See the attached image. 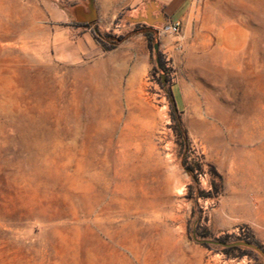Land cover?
<instances>
[{"label":"rangeland","instance_id":"1","mask_svg":"<svg viewBox=\"0 0 264 264\" xmlns=\"http://www.w3.org/2000/svg\"><path fill=\"white\" fill-rule=\"evenodd\" d=\"M4 2L0 264H264V0Z\"/></svg>","mask_w":264,"mask_h":264},{"label":"water","instance_id":"2","mask_svg":"<svg viewBox=\"0 0 264 264\" xmlns=\"http://www.w3.org/2000/svg\"><path fill=\"white\" fill-rule=\"evenodd\" d=\"M89 9H90V15L89 16L85 17L81 12L78 13V15H80L84 18V22H86L88 24L94 22V20L96 18V13H95V10L93 8V0H90ZM157 9H158V7L154 3H152L151 5L148 6L146 17L139 16L138 18H131L130 20L133 22L146 21L150 24H158V22H162L161 24H163L167 21L163 15H158L157 17H155L153 15V11L157 10ZM155 48H157V46H155ZM239 244L250 246V247L256 248L257 250L261 251L259 248L255 247L249 243H239ZM262 254L264 255L263 252H262Z\"/></svg>","mask_w":264,"mask_h":264},{"label":"built area","instance_id":"3","mask_svg":"<svg viewBox=\"0 0 264 264\" xmlns=\"http://www.w3.org/2000/svg\"><path fill=\"white\" fill-rule=\"evenodd\" d=\"M182 23L179 20H167L158 29L159 35H178L181 31Z\"/></svg>","mask_w":264,"mask_h":264},{"label":"trees","instance_id":"4","mask_svg":"<svg viewBox=\"0 0 264 264\" xmlns=\"http://www.w3.org/2000/svg\"><path fill=\"white\" fill-rule=\"evenodd\" d=\"M145 34H146L147 38L149 39L150 43H153V42H156V41H157V37H156L155 33L152 32L151 30L145 31ZM94 36H95L97 39H99V35H98L97 33H95ZM162 66H163V63H162V62L159 63V64H157V66H156V72H162V69H161ZM171 95H172V94H171ZM173 103H175V102H174V99H173ZM173 107H174V106H173ZM173 116H174L175 121H177V125H178V128H179V131H180L182 134H185V131L183 130V127H182L181 121H180V119H179V118L176 116V114H175V110H174V112H173Z\"/></svg>","mask_w":264,"mask_h":264},{"label":"crops","instance_id":"5","mask_svg":"<svg viewBox=\"0 0 264 264\" xmlns=\"http://www.w3.org/2000/svg\"><path fill=\"white\" fill-rule=\"evenodd\" d=\"M185 3V1H184ZM182 3L181 5H170L169 9L167 10V14L171 16V20H179V15L182 12Z\"/></svg>","mask_w":264,"mask_h":264},{"label":"bare ground","instance_id":"6","mask_svg":"<svg viewBox=\"0 0 264 264\" xmlns=\"http://www.w3.org/2000/svg\"><path fill=\"white\" fill-rule=\"evenodd\" d=\"M9 13H10V11H9L8 5L4 2V0H0V27L5 25L3 22V20H4L3 18L8 16Z\"/></svg>","mask_w":264,"mask_h":264}]
</instances>
